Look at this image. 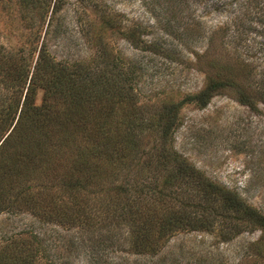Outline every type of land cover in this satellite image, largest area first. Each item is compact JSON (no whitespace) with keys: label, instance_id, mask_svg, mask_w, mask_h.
<instances>
[{"label":"trees","instance_id":"16d2710c","mask_svg":"<svg viewBox=\"0 0 264 264\" xmlns=\"http://www.w3.org/2000/svg\"><path fill=\"white\" fill-rule=\"evenodd\" d=\"M11 1L0 0V29L8 27L4 35L20 44L0 43V207L20 202L42 219L82 225L93 233L109 220L112 229L125 228L133 252L149 257L175 231H206L220 216L232 233L244 225L258 229L252 254L264 256V214L171 147L178 104L165 103L145 117L131 90L132 71L116 63L111 49L101 45L93 66L55 60L44 41L39 45L40 31L30 32L31 24L12 31ZM13 2L23 18L43 8L44 22L50 4L55 12L61 0ZM209 50L196 55L205 82L188 98L205 105L228 92L240 103L264 105V77L248 78L253 64L242 54L210 55ZM149 136L154 144L147 151ZM140 154L142 162L135 161ZM146 166L155 175L148 176ZM149 178L154 183L144 185ZM49 180L56 191L46 192ZM26 239L0 245V264H35L37 249Z\"/></svg>","mask_w":264,"mask_h":264},{"label":"rangeland","instance_id":"374dc122","mask_svg":"<svg viewBox=\"0 0 264 264\" xmlns=\"http://www.w3.org/2000/svg\"><path fill=\"white\" fill-rule=\"evenodd\" d=\"M13 1L12 31L23 32L25 23L31 24L30 32L40 31L39 45L44 41L55 60L93 66L100 61L101 45L111 49L116 63L132 71L131 90L145 117L165 103L178 104L171 147L264 214V105L240 103L228 92L213 95L205 105L188 98L204 85L195 62L206 49L210 55L242 54L254 66L248 78L264 77V0H61L55 12L50 4L44 22L43 8L23 18ZM7 29H0V43L18 46L20 40L4 35ZM150 137L147 151L154 144ZM149 168L147 175H155ZM151 178L143 184L150 186ZM36 184L43 183L36 179ZM44 185L46 192L56 191L50 180ZM181 186L189 192V185ZM7 204L0 207V245L33 240L35 264H264V256L252 254L260 231L244 225L232 233L220 216L209 230L175 231L149 257L133 252L125 228L112 229L109 220L93 233L82 225L42 219L20 202Z\"/></svg>","mask_w":264,"mask_h":264}]
</instances>
